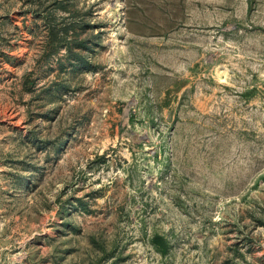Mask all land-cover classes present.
Here are the masks:
<instances>
[{"label": "rangeland", "instance_id": "374dc122", "mask_svg": "<svg viewBox=\"0 0 264 264\" xmlns=\"http://www.w3.org/2000/svg\"><path fill=\"white\" fill-rule=\"evenodd\" d=\"M0 264H264V0H0Z\"/></svg>", "mask_w": 264, "mask_h": 264}, {"label": "trees", "instance_id": "16d2710c", "mask_svg": "<svg viewBox=\"0 0 264 264\" xmlns=\"http://www.w3.org/2000/svg\"><path fill=\"white\" fill-rule=\"evenodd\" d=\"M55 29H56V35L57 34H62V36H67L68 35V28H63V29H57V27L56 26H52V25H50L49 27H48V33L50 32V34H52V35H54V36H56L55 35ZM62 40H64V38H61V41ZM60 41V42H61ZM63 45V43H60V45H58V46H62ZM64 46H66L67 48H69L68 50H69V55H68V59H70V61L71 60H75V61H81L82 63H83V58H82V56L80 55V54H75V53H73L72 52V50L70 49V47L71 48H73L72 46H74V45H70V47H68L69 45H65L64 44ZM76 47H78V48H84L85 47V45L83 44V43H78L77 45H75Z\"/></svg>", "mask_w": 264, "mask_h": 264}]
</instances>
